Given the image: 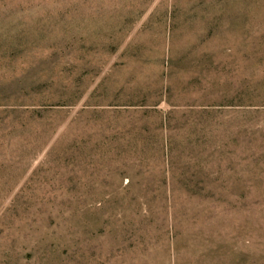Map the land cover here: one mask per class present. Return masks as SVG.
<instances>
[{
	"label": "rangeland",
	"instance_id": "obj_1",
	"mask_svg": "<svg viewBox=\"0 0 264 264\" xmlns=\"http://www.w3.org/2000/svg\"><path fill=\"white\" fill-rule=\"evenodd\" d=\"M0 264H264V0H0Z\"/></svg>",
	"mask_w": 264,
	"mask_h": 264
}]
</instances>
